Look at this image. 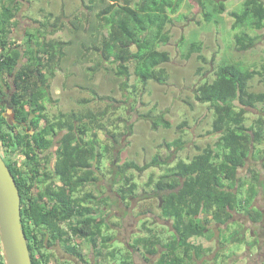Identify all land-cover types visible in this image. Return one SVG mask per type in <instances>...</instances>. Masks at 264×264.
Returning a JSON list of instances; mask_svg holds the SVG:
<instances>
[{
  "label": "trees",
  "instance_id": "obj_1",
  "mask_svg": "<svg viewBox=\"0 0 264 264\" xmlns=\"http://www.w3.org/2000/svg\"><path fill=\"white\" fill-rule=\"evenodd\" d=\"M118 1L90 0L86 5L88 14L72 16L69 28L72 38L68 41H46L43 32L28 31L22 43L25 49L20 46L21 51L12 46L7 31L9 20L14 17V0L0 11V80L12 81L8 104L17 125L9 124L7 109L1 105L4 93L0 92V155L19 191L22 229L32 264H48L51 260L65 264L42 251L45 249L42 228L52 235L45 243L46 248L60 243L67 255L89 264L74 243L81 238L90 247L96 264H114L121 250L112 248L115 237L108 233L109 224L103 215L106 209L101 210V206L108 205V198L86 191L106 175L118 186L115 193L128 207L139 195L138 184L130 172L162 168L163 173L151 174L145 186L153 189V198L159 201V216L169 220L173 230L168 239L162 240L143 223L146 235L129 244V250L120 254L119 264H134V252L145 262L157 257L155 264H198L209 250L193 240L204 237L211 225L226 227L234 214L243 215L253 224L264 219V212L255 206L259 190L264 188L261 174L251 168L247 177L239 176V170L249 160L260 161L264 167V116L247 123L248 108L260 107L264 113V91L255 92L250 85L257 76H263L264 63L257 70L242 62L221 60L213 66L211 80L195 86L194 99L207 105L212 115L208 134L213 142L191 158H179L174 165L168 163L170 156L163 160L158 153L142 166L133 160L116 164L111 150L115 151V157L122 152L116 148L120 134L109 131V143L98 137V132L105 128L106 111L48 116L46 103L52 102L49 80L71 53L77 63L92 61L89 70L93 75L101 68L111 70L116 78L122 79L123 91H127L132 74L142 84L149 80L163 83L167 79L162 66L170 61V55L160 47L169 43L168 27L186 0ZM187 1L198 9L201 17L196 21L198 27L219 25L228 2ZM180 17L187 19L184 14ZM229 17L236 50L246 52L254 48L260 38L256 32H264V1L243 0L238 9L229 12ZM59 20L56 18V22ZM55 25L52 33L61 27L54 28ZM201 48L200 41L190 42L184 58L199 54ZM199 57L203 59L201 54ZM91 91L92 100L107 99ZM149 119L153 129L170 128L162 115ZM23 125L24 129H17ZM181 145L177 138L164 146L180 149ZM15 155L20 160L13 159ZM64 221H69V232L62 236L58 224ZM32 223L40 226L36 244L32 242L35 238ZM238 233L232 236L238 237ZM254 244H258L256 239ZM0 264H5L1 244Z\"/></svg>",
  "mask_w": 264,
  "mask_h": 264
},
{
  "label": "rangeland",
  "instance_id": "obj_2",
  "mask_svg": "<svg viewBox=\"0 0 264 264\" xmlns=\"http://www.w3.org/2000/svg\"><path fill=\"white\" fill-rule=\"evenodd\" d=\"M242 1L228 0L227 10L221 16L219 25L203 24L198 27L196 21L201 18L198 9L186 0L179 14L174 17L173 24L168 27L169 43L160 47V50L167 51L170 55V61L162 66L167 73V79L163 83L149 80L142 84L132 74L127 81V91H123L122 79L116 78L111 70L101 68L93 75L89 70L93 65L92 61L77 63L76 57L71 53L60 64L61 69L49 80L48 91L52 102L46 105L48 116L52 118L60 112L81 114L92 111L97 114L106 111L107 115L103 119L105 128L98 132V137L103 143H109V131L120 134L117 139L119 147L116 148L122 152L115 157V151L111 150V157L115 159L116 164L133 160L142 166L156 153L163 160L170 156V165H174L179 158H191L213 142L212 136L208 134L212 115L207 105H202L194 99L195 86L206 79L211 80L213 66L221 60L242 62L257 70H260L264 63L263 31L256 32L260 38L254 48L240 52L234 46L229 12L238 9ZM118 2L121 3L122 0ZM89 4L90 0H20L19 35L22 39L26 30L37 27L38 23L34 21L42 23L44 15L50 13L51 35H48L47 39L68 41L72 38L69 30L72 16L88 14L86 5ZM183 14L187 15L186 20L181 19L180 15ZM56 18H60L59 22H56ZM55 23L54 28L61 27L54 29L52 33V25ZM193 41L201 42L199 54L203 59L198 53L192 54L189 59L184 58L188 44ZM250 85L251 90L255 92L264 91V74L253 79ZM133 86L135 90L132 89ZM91 90H94L97 96L107 99L92 100ZM160 115L170 123V128H152L149 117ZM259 115L264 116L262 108H248L247 123L250 124ZM177 138H180L182 143L180 149H167L164 146ZM13 159L20 160L17 155L13 156ZM251 168L259 171L264 182V167L260 161L249 160L246 166L239 170V176L247 177ZM130 173L138 184L139 195L128 207L124 206L116 195L118 186L110 182L109 175L100 179L96 185L88 186L86 190L108 198V205L101 206V210L106 209L105 219L110 215L108 233L115 237L112 248L121 250V253L129 250L128 246L133 244L135 238L146 235L143 223L157 232L162 240L168 239L173 233L170 221H165L159 216V201L153 198V189L145 186L151 174L158 176L163 173L162 168ZM255 206L264 212V188L259 190ZM237 232L238 237L232 236ZM254 239L258 242L256 246ZM193 243L209 250L198 264H264V220L253 224L243 215L234 214L226 227L219 229L218 226L211 225L206 235L195 238ZM81 248L85 259L94 264L96 260L88 245L83 242ZM56 251L55 257L64 261L61 251ZM121 253L117 252L114 264L120 263ZM156 259L157 257H151L149 262H145L138 252L133 253L134 264H155Z\"/></svg>",
  "mask_w": 264,
  "mask_h": 264
},
{
  "label": "water",
  "instance_id": "obj_3",
  "mask_svg": "<svg viewBox=\"0 0 264 264\" xmlns=\"http://www.w3.org/2000/svg\"><path fill=\"white\" fill-rule=\"evenodd\" d=\"M21 198L0 155V244L5 264H32L21 223Z\"/></svg>",
  "mask_w": 264,
  "mask_h": 264
},
{
  "label": "flooded vegetation",
  "instance_id": "obj_4",
  "mask_svg": "<svg viewBox=\"0 0 264 264\" xmlns=\"http://www.w3.org/2000/svg\"><path fill=\"white\" fill-rule=\"evenodd\" d=\"M9 2H10V0H0V11L3 9V7L9 6ZM14 3H15L14 9H12L13 12H14V14H13L14 17L9 20L7 31H8L9 41H11L12 44H13L12 46L15 47L18 51H21L22 49L20 48V46H22V48L25 49V44H22L24 36L21 39V37L19 35V30H20V21H19V19H20V16H19V14H20V0H14ZM50 20H51L50 13L45 14L44 15V21L42 23L34 21V23H36V24L38 23L37 27L34 28L33 30H28V31L29 32H36V31L43 32V36L45 37L46 41H49L50 39H47V36L51 35V23H50ZM27 23L28 22H26V24ZM5 27L6 26L4 25V28ZM26 27L27 26H25V28ZM28 31L26 30L23 34L25 35V33H27ZM20 40H22V42ZM22 62L25 63V59H23ZM5 80H6L5 81L6 83H3L2 80H0V92L4 93V96L1 97V105L6 107V109H7L6 114L8 115L9 124L13 125V126H17L15 123H13L14 121L12 119V115L10 114L11 113L10 112L11 109L9 108V104H8L9 103L8 96L11 95V93H9V92H10V89H11L12 81L10 79H8V78H6ZM49 95H50V93H49ZM50 103H48V104H50ZM46 105H47V103H46ZM46 111H47V107H46ZM24 127H25V125L19 126L17 129H24ZM19 159H20V157H19ZM53 163H54V160H52L50 162V165H49V168H51V171H52ZM109 212H110V209H108V213ZM103 215H104V213H103ZM109 218H110V215L108 214L107 218L105 220L110 225V219ZM165 221H169V220H165ZM68 222L69 221H64V222H61V223L58 224L59 228H61L62 231H63V235L62 236H64V233L69 232ZM256 224H258V223H256ZM31 227H32V229L34 230V233H35V238H34V241H32V242H33V244H36L37 243L36 241L40 237V234L38 233V230H40V226L38 224H36V223H32ZM41 230L45 233L44 234L45 235V239H44L45 243L47 242V240L48 241L51 240V238H52L51 232L49 230L45 231L43 228ZM45 243H44V248L45 249L42 250L43 252L51 254V255H54V258H58L60 261H63V259H61L59 257H55V253L57 252L56 250L58 249L62 253V256L64 258V263L65 264H83L78 258H76V257H74L72 255H67L63 251L62 247L59 245L60 243H57L56 245H53V246H49L47 248H46ZM74 243L79 247V250L82 252V248L81 247H82L83 241L81 240V238L80 239L76 238L74 240ZM89 249H90V247H89ZM90 252H91V249H90ZM35 253H36V255H38L37 252H35ZM48 264H56V263L51 260ZM89 264H92V263L89 262ZM94 264H96V262Z\"/></svg>",
  "mask_w": 264,
  "mask_h": 264
},
{
  "label": "crops",
  "instance_id": "obj_5",
  "mask_svg": "<svg viewBox=\"0 0 264 264\" xmlns=\"http://www.w3.org/2000/svg\"><path fill=\"white\" fill-rule=\"evenodd\" d=\"M203 262H205V261H203Z\"/></svg>",
  "mask_w": 264,
  "mask_h": 264
}]
</instances>
